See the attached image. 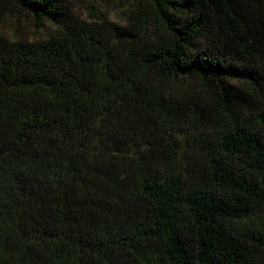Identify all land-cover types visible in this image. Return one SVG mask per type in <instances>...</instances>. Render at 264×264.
I'll list each match as a JSON object with an SVG mask.
<instances>
[{
    "label": "trees",
    "instance_id": "16d2710c",
    "mask_svg": "<svg viewBox=\"0 0 264 264\" xmlns=\"http://www.w3.org/2000/svg\"><path fill=\"white\" fill-rule=\"evenodd\" d=\"M0 0V264H264V0Z\"/></svg>",
    "mask_w": 264,
    "mask_h": 264
},
{
    "label": "rangeland",
    "instance_id": "374dc122",
    "mask_svg": "<svg viewBox=\"0 0 264 264\" xmlns=\"http://www.w3.org/2000/svg\"><path fill=\"white\" fill-rule=\"evenodd\" d=\"M69 2L73 9L82 17L87 18L89 14L101 13L109 19L119 21L118 12H116L115 17V14L110 12L109 2H106V0H69ZM0 34L6 37L19 35L25 38L41 36V33L33 28L30 20L25 19L23 16L12 18L3 14H0Z\"/></svg>",
    "mask_w": 264,
    "mask_h": 264
}]
</instances>
